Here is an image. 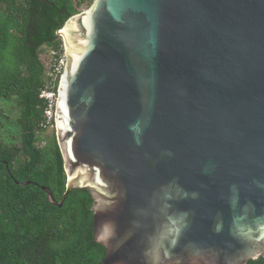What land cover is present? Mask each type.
Masks as SVG:
<instances>
[{
	"label": "water",
	"instance_id": "95a60500",
	"mask_svg": "<svg viewBox=\"0 0 264 264\" xmlns=\"http://www.w3.org/2000/svg\"><path fill=\"white\" fill-rule=\"evenodd\" d=\"M58 35L66 190L18 184L88 190L99 264L264 257V0H94Z\"/></svg>",
	"mask_w": 264,
	"mask_h": 264
},
{
	"label": "trees",
	"instance_id": "16d2710c",
	"mask_svg": "<svg viewBox=\"0 0 264 264\" xmlns=\"http://www.w3.org/2000/svg\"><path fill=\"white\" fill-rule=\"evenodd\" d=\"M93 1L0 0V101L14 102L19 111L12 120L0 107V264H99L106 254L105 247L94 241L93 198L88 190H71L58 207L39 186L18 184L33 181L47 186L57 200L66 190L56 135L47 144L40 143L50 126L41 93L57 90L60 82L62 73H53L64 54L58 31ZM5 118L20 128L12 134L14 140L1 130ZM246 264H264V257Z\"/></svg>",
	"mask_w": 264,
	"mask_h": 264
},
{
	"label": "rangeland",
	"instance_id": "374dc122",
	"mask_svg": "<svg viewBox=\"0 0 264 264\" xmlns=\"http://www.w3.org/2000/svg\"><path fill=\"white\" fill-rule=\"evenodd\" d=\"M88 7H86L85 9H87ZM50 61H51V56L47 54V56H45V62L47 64H49ZM14 104L15 103L12 101H10V102L9 101H0V107L6 109L7 113L12 117V120H14L19 113L18 109L14 107L15 106ZM5 120H6V123L1 128V130H3L4 136L8 137L9 139L12 138V140H14V138L12 137V134L17 133L18 130H20V128L13 121L9 122V121H7L6 118H5ZM56 133H57V130H56V125H55V120H54V124L50 125L48 127V129L42 133V140L40 142L41 145L47 144V142H49L50 139L53 138L54 134L57 136Z\"/></svg>",
	"mask_w": 264,
	"mask_h": 264
},
{
	"label": "built area",
	"instance_id": "2783aa9c",
	"mask_svg": "<svg viewBox=\"0 0 264 264\" xmlns=\"http://www.w3.org/2000/svg\"><path fill=\"white\" fill-rule=\"evenodd\" d=\"M52 54L54 55L55 52H52ZM65 65H66V56L64 52V54L60 56L57 63L54 64L53 73L55 75L62 73ZM57 90L46 89V90H43L41 93V97L47 100V108L45 110V118H46L45 121H46V124L48 125H53V121L55 120V109H56V102L58 99Z\"/></svg>",
	"mask_w": 264,
	"mask_h": 264
},
{
	"label": "bare ground",
	"instance_id": "6f19581e",
	"mask_svg": "<svg viewBox=\"0 0 264 264\" xmlns=\"http://www.w3.org/2000/svg\"><path fill=\"white\" fill-rule=\"evenodd\" d=\"M63 29V28H62ZM49 84V83H48Z\"/></svg>",
	"mask_w": 264,
	"mask_h": 264
}]
</instances>
